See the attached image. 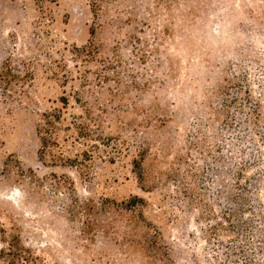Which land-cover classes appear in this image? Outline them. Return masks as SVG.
Masks as SVG:
<instances>
[{"label": "rangeland", "instance_id": "374dc122", "mask_svg": "<svg viewBox=\"0 0 264 264\" xmlns=\"http://www.w3.org/2000/svg\"><path fill=\"white\" fill-rule=\"evenodd\" d=\"M92 1L45 0L40 11L0 0V69L10 61L26 78L0 85L6 237L45 264H162L137 248L148 229L133 212L111 207L95 234L74 212L76 198L139 195L173 264H264V0H102L88 59L75 48L88 42ZM55 108L65 120L49 164L87 151L90 173L39 161L36 127ZM86 108L100 121L92 140L72 125ZM217 222L228 226L220 239Z\"/></svg>", "mask_w": 264, "mask_h": 264}, {"label": "trees", "instance_id": "16d2710c", "mask_svg": "<svg viewBox=\"0 0 264 264\" xmlns=\"http://www.w3.org/2000/svg\"><path fill=\"white\" fill-rule=\"evenodd\" d=\"M45 0H35L40 11L44 10ZM104 6L102 0H93L91 4V12L94 17V23L89 31V39L87 44L82 47L75 48V53L78 57L94 58L99 53V44L97 43V28L96 22L100 19L101 12ZM19 72H17L10 61H6L0 69V85L8 91L15 83L25 80ZM63 102V109H67L69 100L67 97L61 98ZM61 108H55L43 114L42 123L36 127V134L40 141V148L38 150V158L41 163L45 166H63L72 167L83 173L84 169L90 173L91 166L88 164V160L91 159L93 154L84 151L82 158L79 155L74 158L70 156H52L51 164H49L48 157L51 156L54 146L57 144L61 136V127L65 120L64 110ZM94 117L92 110L86 108L83 114H79L73 119L72 125L75 126L78 138H85L92 140L96 135V128L100 126V121ZM99 123V124H98ZM142 161L143 157L134 161V171L137 175L139 185L142 189H147L144 184V177L142 175ZM19 169L23 171V167L19 164L16 159ZM5 169L10 170L12 167V157H8L4 162ZM30 172H32L30 170ZM64 179L69 189H73L74 183L67 176H61L60 179ZM147 201L145 198L139 195H133L128 199L117 201L104 199L101 202L96 200L81 201L78 198L75 200V215L80 219H83L85 227L89 233L95 234L100 229L104 228L106 223L104 217L107 214V210L111 207L119 208L122 212L131 211L138 217L137 225L140 227H146L148 234L144 240L137 242V248L143 252L152 262H161L162 264H173V259L170 253V247L166 242L163 233L155 226L152 222L147 220L145 217V207ZM227 230L228 226L224 222H217L211 227V231H214V235L220 239L222 234L221 230ZM0 233L3 237V243L6 247L0 250V264H45L44 260L38 256L32 248L27 247L23 244L22 239L19 235H11L6 237V231L0 227ZM243 253L246 250H242ZM242 264H262L255 259L249 258Z\"/></svg>", "mask_w": 264, "mask_h": 264}]
</instances>
